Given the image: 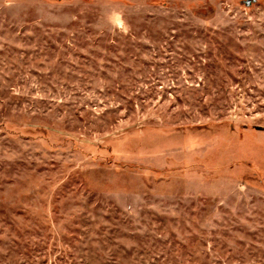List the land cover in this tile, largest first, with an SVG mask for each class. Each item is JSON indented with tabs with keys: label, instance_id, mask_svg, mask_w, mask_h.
Masks as SVG:
<instances>
[{
	"label": "rangeland",
	"instance_id": "rangeland-1",
	"mask_svg": "<svg viewBox=\"0 0 264 264\" xmlns=\"http://www.w3.org/2000/svg\"><path fill=\"white\" fill-rule=\"evenodd\" d=\"M0 264H264V0H0Z\"/></svg>",
	"mask_w": 264,
	"mask_h": 264
}]
</instances>
